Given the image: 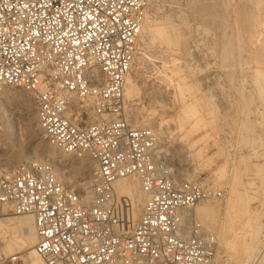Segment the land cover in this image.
<instances>
[{"label":"built area","instance_id":"obj_1","mask_svg":"<svg viewBox=\"0 0 264 264\" xmlns=\"http://www.w3.org/2000/svg\"><path fill=\"white\" fill-rule=\"evenodd\" d=\"M149 0H0V91L30 95L46 144L91 166L83 188L44 162L0 177V211L32 220L44 264H227L218 241L183 213L224 192L182 181L158 133L125 112V86ZM134 180L144 198L118 197ZM0 264H24L4 256Z\"/></svg>","mask_w":264,"mask_h":264},{"label":"rangeland","instance_id":"obj_2","mask_svg":"<svg viewBox=\"0 0 264 264\" xmlns=\"http://www.w3.org/2000/svg\"><path fill=\"white\" fill-rule=\"evenodd\" d=\"M149 3L146 16L151 31L173 27V46L166 47L158 39L151 41L149 31L142 42L138 41L136 63L130 75L140 92L133 102L125 101L126 115L135 127L153 128L158 133L164 159L177 178L224 192L220 201L211 202L214 212L209 218L201 219L203 229L218 241L219 257L227 264H264V93L254 83L256 69L264 71V64L257 62L259 58L264 63V3ZM224 44L232 49V56L225 62ZM260 82V87L264 86V81ZM5 91L21 95L25 102L23 106L9 100L1 111L0 177L19 164L48 160L44 156L49 149L36 126L30 95L18 89L1 93L7 94ZM194 103L199 105V125L195 124L200 119L185 110ZM135 115L140 118V126L131 118ZM17 153H23V157L12 161L9 167L6 163ZM63 158L60 165L66 178L72 177L76 166L86 168L84 180L71 178V184H67L83 188L90 177V164L70 156ZM232 192L235 199L230 204ZM10 239V233L4 237L0 234V252L6 257L13 256L2 251ZM247 247L253 253L245 263L246 253L242 254ZM241 256V262L234 260ZM21 260L24 262V258Z\"/></svg>","mask_w":264,"mask_h":264},{"label":"bare ground","instance_id":"obj_3","mask_svg":"<svg viewBox=\"0 0 264 264\" xmlns=\"http://www.w3.org/2000/svg\"><path fill=\"white\" fill-rule=\"evenodd\" d=\"M262 4L264 3V0H261ZM238 3V2H237ZM150 4V3H149ZM239 5V4H238ZM254 5V4H253ZM252 5V7H253ZM256 5V4H255ZM205 6V5H204ZM203 7V5H202ZM244 7V6H243ZM240 8V7H239ZM242 8V6H241ZM209 9V8H208ZM207 9V10H208ZM245 10V8H244ZM242 10V11H244ZM249 10V9H248ZM241 11V13H242ZM207 12V11H206ZM253 13V12H252ZM236 15V14H235ZM216 16V15H215ZM218 17V16H217ZM240 17V16H239ZM210 18V17H209ZM244 18V16H243ZM258 19V18H257ZM243 20H241L242 22ZM254 21V19H253ZM235 22V21H234ZM251 22V21H250ZM244 26H246L245 24L246 23H243ZM251 25V24H250ZM253 25V24H252ZM170 27V26H169ZM215 27V26H214ZM244 28V27H243ZM251 28V27H250ZM149 32H151V41H155L156 39L160 40V42L164 45H166V47L168 46L170 48V46L172 47L173 46V27L170 28V30H167L166 28H161V29H155L153 31H151L150 29V25H149V19H148V16H146L145 20H144V23H143V26H142V29H141V34H140V37H139V40L142 42L141 39H143V36L145 34H147ZM222 31H224L222 29ZM176 32V31H175ZM222 36V35H221ZM244 36V35H243ZM227 37V36H226ZM251 37V36H250ZM149 38V37H148ZM253 40V39H252ZM223 41V40H222ZM240 41V40H239ZM250 41V40H249ZM210 42V41H209ZM243 42V41H242ZM261 44V42H260ZM259 44V45H260ZM245 45V44H244ZM215 47V46H214ZM217 47V46H216ZM224 47V48H223ZM223 48V60L224 62L229 60L230 57L232 56V49L230 47H228L227 45L224 44V46H222ZM172 49V48H171ZM241 50V49H240ZM247 50V49H246ZM264 50V48H263ZM262 50V51H263ZM261 51V50H260ZM253 52V51H252ZM257 52V51H256ZM264 52V51H263ZM262 52V53H263ZM258 53V52H257ZM243 54V53H242ZM259 54V53H258ZM264 54V53H263ZM260 55V54H259ZM238 56V55H237ZM257 57V56H256ZM258 58V57H257ZM256 58V59H257ZM140 59V58H139ZM259 60V58H258ZM258 64L262 65L264 64L263 63V60L262 62L258 61ZM134 63H136V59L134 60ZM134 65V64H133ZM256 65V64H255ZM248 66V65H247ZM246 66V67H247ZM257 66V65H256ZM261 67V66H260ZM239 68V67H238ZM133 69V67H132ZM233 69V68H232ZM241 75V73H240ZM254 75L256 76L255 78V84L258 85L259 87V91L260 93H264L263 92V89H264V86H261L260 87V81H264V71H262L261 69L260 70H257L255 71ZM135 80V79H134ZM131 77V75H129V77L127 78V81H126V86H125V92H124V98H125V101L126 103H131L133 102L137 97H139V88L137 87V85L135 84V81H134ZM231 81V80H230ZM257 87V86H256ZM4 90L6 89H3L0 91V116H1V111L2 109L5 107L6 103L9 101V100H12V101H16V102H19V103H22L21 105L24 106V102L25 100H23L22 97L20 96H16L14 93H9V91H5V92H8L7 94H3L1 92H3ZM19 95V94H18ZM260 98V97H259ZM193 99V98H192ZM191 99V100H192ZM247 99V98H246ZM249 99V98H248ZM252 99V98H251ZM196 100V99H195ZM198 100V99H197ZM201 101V100H200ZM11 102V101H10ZM197 102V101H196ZM246 103V102H245ZM251 103V102H250ZM195 104V103H194ZM194 104H191L186 107V112L187 114L189 115H193V116H196L200 119L199 117V113L196 111V106H199V105H196L198 103H196L195 105ZM200 108V107H199ZM254 108V107H253ZM130 109V108H129ZM201 110V109H200ZM247 110V109H246ZM135 111V110H134ZM243 113V112H242ZM186 114V113H185ZM250 114V113H249ZM129 116V114H128ZM186 116V115H185ZM130 117V116H129ZM188 117V116H187ZM132 120L134 121V124L135 125H139L141 124V121H140V118L137 117L136 115L135 116H132L131 117ZM202 118V117H201ZM140 121V122H139ZM132 122V121H131ZM199 122H201V119L195 124L197 125ZM204 123V121H202ZM146 123V122H145ZM151 123V122H150ZM200 124V123H199ZM198 124V125H199ZM147 126V125H146ZM203 126V125H202ZM2 128L0 127V130ZM153 129V128H151ZM247 132V131H246ZM48 155H45L44 157H47L46 159L48 160H39L38 162H44V163H48L50 164L53 169H54V172L58 178V180L60 182H62L64 185H67V184H71V178H75V179H82L84 180L85 179V174H86V168L83 167V166H76L74 168V170L72 171V177L71 178H66L64 176V173L62 172V167L60 165V163L63 162V156H67V155H64L62 153H59L58 151H56L55 149L51 148V147H48ZM62 154V155H60ZM23 157V153H17L15 155L14 158H12V160H8V162L6 163L7 165H10L9 167H11V162L14 161V160H18L20 158ZM69 157V156H68ZM26 160H31V158L27 157ZM65 160V159H64ZM82 161V160H81ZM84 161V160H83ZM86 162V161H84ZM29 163V162H28ZM8 168V167H7ZM115 190H116V193L119 195V196H127V197H130L131 199L135 200V207L138 211V213L140 212L141 208L143 207L144 205V198L139 190V186H138V183L135 181L134 184H131L129 182V180H120L118 181L116 184H115ZM234 199H235V193L232 192V196L230 197L229 199V202H231L230 204H232L234 202ZM228 207V206H227ZM7 210L6 209H3L2 211H0V234L4 237L5 235H7L8 233L11 234V239L10 240H7L5 242V245L3 246V253L5 255H8V254H13V256H16V255H21V258H24V262L25 264H44V262L36 255V253L34 252V246L36 244V234H35V231H34V228H33V224H32V220L30 218H27V217H19V216H15L14 214H8L6 213ZM214 212V206L212 203H204V204H201L199 206H197L194 210H191V211H187V212H184L183 215L184 216H190L191 218H194L196 220H198V223H200L201 225V219L202 218H209V216ZM210 220V219H209ZM252 221V219H251ZM250 222V221H249ZM204 223V221H203ZM253 223V222H252ZM248 225V224H247ZM249 230V229H247ZM256 230V229H254ZM223 233V231H222ZM250 233V232H249ZM247 234V233H246ZM223 236V235H222ZM248 237H251V236H248ZM241 238V237H240ZM251 240V239H250ZM253 240V239H252ZM244 241V240H243ZM224 243V242H223ZM252 243V242H251ZM254 243V242H253ZM257 243H260V242H257ZM235 244V243H234ZM225 246V245H224ZM227 246V245H226ZM225 246V248H226ZM248 246V245H247ZM229 247V246H228ZM250 247V246H249ZM232 248V247H231ZM243 248V247H242ZM230 249V248H229ZM245 249V248H244ZM232 250V249H231ZM246 252H244V255L245 256V253H246V262L249 260V258H251V255H252V251H250L248 249V247L246 248ZM231 252V251H229ZM235 257V255H233ZM242 256L241 257H236L234 260L238 261V262H241L242 260ZM258 258V257H257ZM245 260V259H244ZM237 262V263H238Z\"/></svg>","mask_w":264,"mask_h":264}]
</instances>
